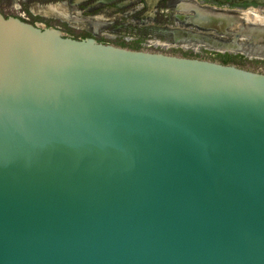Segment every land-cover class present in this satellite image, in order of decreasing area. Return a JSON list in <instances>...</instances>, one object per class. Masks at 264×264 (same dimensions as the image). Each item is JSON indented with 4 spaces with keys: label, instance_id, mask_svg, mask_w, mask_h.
<instances>
[{
    "label": "water",
    "instance_id": "water-1",
    "mask_svg": "<svg viewBox=\"0 0 264 264\" xmlns=\"http://www.w3.org/2000/svg\"><path fill=\"white\" fill-rule=\"evenodd\" d=\"M0 264H264V73L0 11Z\"/></svg>",
    "mask_w": 264,
    "mask_h": 264
},
{
    "label": "flooded vegetation",
    "instance_id": "flooded-vegetation-1",
    "mask_svg": "<svg viewBox=\"0 0 264 264\" xmlns=\"http://www.w3.org/2000/svg\"><path fill=\"white\" fill-rule=\"evenodd\" d=\"M0 11L76 39L92 37L264 73V36L241 31L242 24L264 26V0H0ZM206 40L235 44L217 49ZM235 59L260 66L249 68Z\"/></svg>",
    "mask_w": 264,
    "mask_h": 264
},
{
    "label": "bare ground",
    "instance_id": "bare-ground-1",
    "mask_svg": "<svg viewBox=\"0 0 264 264\" xmlns=\"http://www.w3.org/2000/svg\"><path fill=\"white\" fill-rule=\"evenodd\" d=\"M204 12H202V13H204ZM207 14H208L207 12L204 13V15H206L207 18L212 19V14H209V15H207ZM200 21H202V20H200ZM224 24L227 25V24H230V23L227 20V21H225ZM243 25H244V27H243ZM241 31L245 32V33H248V34L254 33V34H257L258 36H264V26L260 25V24H257L254 27H252L251 25H247L246 26L245 24H242ZM232 44H235V43L232 42ZM224 45H226V46L227 45H231V43L230 44L227 43V44H224ZM254 51H258V49H254Z\"/></svg>",
    "mask_w": 264,
    "mask_h": 264
},
{
    "label": "rangeland",
    "instance_id": "rangeland-1",
    "mask_svg": "<svg viewBox=\"0 0 264 264\" xmlns=\"http://www.w3.org/2000/svg\"><path fill=\"white\" fill-rule=\"evenodd\" d=\"M235 63L239 64V65H243V66L249 67V68H258L260 66V65H257L255 63H252V61H249V60L244 61V60L235 59Z\"/></svg>",
    "mask_w": 264,
    "mask_h": 264
}]
</instances>
